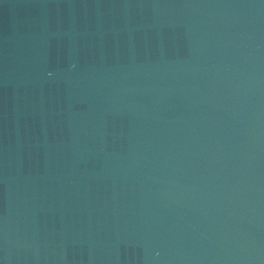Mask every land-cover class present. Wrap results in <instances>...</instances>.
<instances>
[{
  "label": "water",
  "instance_id": "water-1",
  "mask_svg": "<svg viewBox=\"0 0 264 264\" xmlns=\"http://www.w3.org/2000/svg\"><path fill=\"white\" fill-rule=\"evenodd\" d=\"M0 264H264V0H0Z\"/></svg>",
  "mask_w": 264,
  "mask_h": 264
}]
</instances>
